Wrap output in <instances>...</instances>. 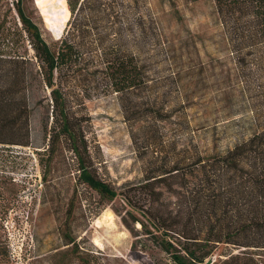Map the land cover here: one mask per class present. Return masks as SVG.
Returning a JSON list of instances; mask_svg holds the SVG:
<instances>
[{"label": "trees", "instance_id": "16d2710c", "mask_svg": "<svg viewBox=\"0 0 264 264\" xmlns=\"http://www.w3.org/2000/svg\"><path fill=\"white\" fill-rule=\"evenodd\" d=\"M212 1L251 101L255 130L247 139L225 150L201 147L186 116L201 87L199 80L193 87L182 81L188 72L172 78L178 104L165 102L142 57L157 22L140 12L138 0L134 6L65 0L57 13L68 11L70 17L53 44L28 15L24 0H0V145L31 144L28 68L34 64L49 90L48 148L73 154L80 184L105 202L120 197L133 222L159 238L176 264H204L220 245L237 252L217 264H264V0ZM37 2L45 10L42 0ZM91 90L118 101L142 164L140 181L114 187L93 172L83 130L87 119L73 110L84 107Z\"/></svg>", "mask_w": 264, "mask_h": 264}, {"label": "rangeland", "instance_id": "374dc122", "mask_svg": "<svg viewBox=\"0 0 264 264\" xmlns=\"http://www.w3.org/2000/svg\"><path fill=\"white\" fill-rule=\"evenodd\" d=\"M121 1L134 6L136 0ZM42 2L47 12L37 0H24V7L53 44L70 14L57 13L65 0ZM137 3L142 14H151L157 22L154 38L148 35L142 45V57L165 102L178 104L172 79L176 73H189L182 79L189 87L199 80L200 96L193 98L186 116L201 147L207 152L214 147L225 150L247 139L255 130L251 101L226 48L213 1ZM28 89L30 146L0 145V264H176L159 238L133 222L120 197L105 202L79 183L73 154L61 147L50 151L49 90L34 64L28 68ZM99 92L89 91L82 109L73 107L87 119L83 130L92 170L114 187L138 182L142 164L128 124L115 96ZM231 251L237 252L217 246L204 264H217Z\"/></svg>", "mask_w": 264, "mask_h": 264}, {"label": "water", "instance_id": "95a60500", "mask_svg": "<svg viewBox=\"0 0 264 264\" xmlns=\"http://www.w3.org/2000/svg\"><path fill=\"white\" fill-rule=\"evenodd\" d=\"M205 264H210L209 262L205 263Z\"/></svg>", "mask_w": 264, "mask_h": 264}]
</instances>
